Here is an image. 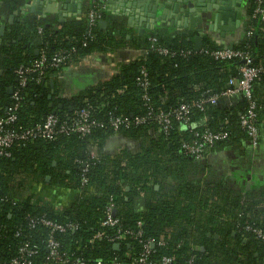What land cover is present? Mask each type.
<instances>
[{"label": "trees", "instance_id": "16d2710c", "mask_svg": "<svg viewBox=\"0 0 264 264\" xmlns=\"http://www.w3.org/2000/svg\"><path fill=\"white\" fill-rule=\"evenodd\" d=\"M1 1L14 13L30 0ZM258 1L246 0L245 34L232 50L249 55L250 66L258 70L252 101L259 145L264 134V24L255 14ZM91 11L99 17L93 26L88 21ZM100 21H107L106 3L86 0L80 19L19 20L0 45V118L18 104L16 119L6 129H32L52 116L59 130L77 120L81 110H87L89 120L98 125L85 136L70 131L53 140H19L8 149V157L0 156V264L20 259L25 244L37 254H24L23 264H51L46 243L50 237L70 264L75 260L132 264L130 253L144 255L145 246L147 260L153 263L171 257L175 264H264V240L247 230L264 233V183L240 188L211 162L214 154L224 151L250 160L249 136L240 125L250 101L238 95L231 107L209 103L196 107L225 91L239 76L242 62L214 59L211 53L225 47L209 37L196 51L188 40L194 33L149 31L126 39L120 25L102 29ZM123 47L140 55L107 80L76 95H60L56 77L65 67ZM42 55L47 65L44 75L28 73L26 85L20 86V68L29 69ZM56 55L65 58L57 68L50 66ZM138 79L148 81L147 89ZM182 104L192 106L186 124L175 117ZM159 115L169 117L167 129ZM117 118L126 123L115 131L110 122ZM139 118L145 122L135 123ZM205 132L228 136L205 145L203 159L186 156L183 144L200 143ZM113 137L138 147L110 154L105 147ZM62 193L67 199L57 205L56 196ZM110 207L118 224L102 227ZM41 220L64 231H52ZM99 232L105 237L92 241ZM124 233L126 238L117 242L116 250L111 239Z\"/></svg>", "mask_w": 264, "mask_h": 264}, {"label": "built area", "instance_id": "2783aa9c", "mask_svg": "<svg viewBox=\"0 0 264 264\" xmlns=\"http://www.w3.org/2000/svg\"><path fill=\"white\" fill-rule=\"evenodd\" d=\"M97 1V0H93ZM100 2L106 3V0H99ZM258 8L255 11L256 16L259 18V20L264 24V9L261 8V0L258 1ZM81 16V13L79 14ZM81 17L77 18L80 19ZM98 15L95 11H91L88 14V21L89 25L93 26L96 20L98 19ZM162 53H166L165 50L161 51ZM211 55L216 60H231V59H238L241 62H245L243 66L239 69V76L237 78H233L229 81L228 88L217 94L209 97L206 100H201L196 104L197 108H201L204 103H209L211 105H218L223 104L225 106L231 107L233 105L234 98L238 95H243L245 99L250 101L249 108L245 111V113L241 116L240 119V125L242 129H244L248 136H249V146L252 149H255L258 146V131L255 126L256 120H257V114L254 112V102L252 101V83L255 80L258 70L252 68L250 66L251 64V58L249 55L233 51L232 49L224 48L219 51L212 52ZM64 57L60 55H56L52 61L50 66L57 68L60 66L63 61ZM46 59L45 56L42 55L39 60L34 61L30 64L29 69H22L20 68L18 72V81L19 85L24 87L27 82V74L28 73H34L38 76H43L44 71L46 70ZM141 74L144 76V72L142 71ZM139 85L142 87L143 90L147 89L148 87V81L145 79H138ZM14 99L16 102L20 100L19 96L15 94ZM143 99L146 101L148 100L147 96L144 95ZM18 108V104L16 103L12 108L9 109L8 115L5 119L0 118V156L8 157V149L13 145L14 142L23 140V141H34L36 139H47V140H53L55 135L58 133H69L70 131H74L78 133L80 136H85L91 133L92 129L98 126L96 123L89 120V112L87 110H81L77 112V120L71 121L70 124L63 125L59 130H56V123L57 120L55 117H48L47 120L40 124L36 125L32 129L27 130H21L19 132L11 131L6 129L5 127L14 123L16 116H15V110ZM192 108L191 105L182 104L180 108L175 113V117L177 120L182 121L184 124L187 123L188 118L187 115L190 112V109ZM150 115V113H149ZM158 119L162 123L164 129H167L170 120L167 115H159ZM145 122V118H139L136 119L135 123L137 124H143ZM122 123H126V121L122 119H114L110 122L111 128L113 130H117L119 125ZM185 127V126H184ZM226 132L221 133H211V132H205L201 136V142L194 141L192 143H184L183 149L186 156L192 157L196 160L203 159V150L205 145H213L214 143L218 141H223L227 138ZM83 183H86V180H83ZM60 205V204H59ZM113 208L110 207L106 213V217L102 223V227H109L113 228L116 227L118 224V221L113 218L112 216ZM42 224L51 227L52 231H59L63 232L64 228L58 225H54L50 222H47L45 220L40 221ZM32 225L35 224V222H31ZM248 231L254 233L258 238L264 240V233L260 230L253 229V228H247ZM105 235L103 232L96 233L92 239V241L97 239L104 238ZM126 238V233L119 234L111 239L112 242L123 241ZM47 247L49 251V258L48 260L51 262V264H70L68 259L64 255H60L58 252V249L60 247L59 243L56 242L51 237L47 240ZM28 244L23 245L19 252L21 255V258L18 260H13L9 264H23V255L27 254L28 257H33L37 254L36 251L30 250L28 248ZM146 252L144 255H141L139 257H134L133 254L130 253L128 256L132 260V264H175L173 258L171 257H163L160 259L159 263H153L149 262L147 260V254H148V246H145ZM30 264V263H29ZM74 264H102L100 261H94V262H80L78 260H75ZM117 264V263H112ZM188 264H196V263H188Z\"/></svg>", "mask_w": 264, "mask_h": 264}, {"label": "crops", "instance_id": "0c3cea01", "mask_svg": "<svg viewBox=\"0 0 264 264\" xmlns=\"http://www.w3.org/2000/svg\"><path fill=\"white\" fill-rule=\"evenodd\" d=\"M45 1L50 2V0ZM110 1L112 4H109L108 0H106L107 21H104L106 23V27L110 26L111 24L120 25L127 33L126 39H132L141 36L138 33L137 24L135 22H131V24H129V17L123 13V9L120 6L121 0ZM32 2L33 1L30 0L27 4L20 7L18 12L11 13L9 8L0 0V27L5 26L4 37L10 30V17H14L13 24L16 21L18 22L19 20L30 21L33 20V18H46L49 20L57 19L58 21L61 18L70 19L73 17L77 19L81 16L69 12L68 8H71L75 5H80L79 10L82 13L84 2H86V0H56L55 3H48L47 5L44 4L42 7V13L44 17L36 16L31 12H25L26 8H29ZM242 7L243 16L239 30H235L234 32H225L224 36H221L219 32L213 31L208 33L205 29L203 32V39L205 37H209L212 41L224 47H229L230 44H232L233 47L236 46L240 42V40L243 39L245 34V24L247 19L246 0L243 1ZM65 14H67L68 16L66 18H63V15ZM160 24L162 25L161 27H156L153 30L146 29L144 35H147L149 31H159L160 33H167L170 35L175 34L179 31L177 28H175V26L166 27L169 25L168 22ZM4 37H0V39H2L3 41ZM139 55L140 51H136L127 47H123L116 53L112 54L92 55L81 62L74 63L69 65L68 67H65L56 77L55 86L57 87V89H59V93L62 96L79 94L83 90L107 80L110 76L117 73L119 66L124 63L133 61ZM1 74L2 67L0 58V75ZM236 97L234 98V100L236 99ZM130 144V141L123 139L122 137H113L106 145L105 151L107 150L110 154L115 155L122 148L129 147L131 150L137 149V144ZM260 144L261 146L259 153L256 156V160L252 164L248 165L244 158L240 159L238 156H236V154L232 153V151H224L222 153L213 155L211 162L214 166V169H216L222 175L231 178L232 181L236 183L240 188L244 186L250 187L254 184H257L258 182L264 183V134L262 136V142ZM257 178H260L261 181ZM66 199V195L62 193L56 196L55 202L57 205H59ZM138 208H141L140 202H138Z\"/></svg>", "mask_w": 264, "mask_h": 264}, {"label": "water", "instance_id": "95a60500", "mask_svg": "<svg viewBox=\"0 0 264 264\" xmlns=\"http://www.w3.org/2000/svg\"><path fill=\"white\" fill-rule=\"evenodd\" d=\"M29 8L25 12H31L36 16L44 17L42 7L44 4L55 3L56 0H32ZM244 0H121V8L123 13L129 17V24L135 22L137 24L139 35H143L146 29L153 30L156 27H161L160 23L168 22L166 27H174L179 31L186 30L193 33L197 30L192 38L194 48L196 51L202 49L203 32H219L224 36L225 32H234L239 30L242 20V3ZM69 2V1H68ZM109 4H112L108 0ZM38 5V6H37ZM80 5L72 6L69 12L73 14H80ZM68 15H63L66 18ZM70 16V15H69ZM65 19H60L63 22ZM210 26L206 27L205 22ZM14 17H10L9 23L12 25ZM100 27L104 29L106 23L100 21ZM5 34V26L0 27V37L3 38ZM191 40V39H188ZM2 39H0L1 45ZM233 46L230 44L229 47ZM245 62L243 61L242 64ZM53 88V84H51ZM8 93H12V88L8 89ZM48 181V179H47ZM115 215V211L113 212ZM116 250L119 245L114 246Z\"/></svg>", "mask_w": 264, "mask_h": 264}, {"label": "flooded vegetation", "instance_id": "af4514ba", "mask_svg": "<svg viewBox=\"0 0 264 264\" xmlns=\"http://www.w3.org/2000/svg\"><path fill=\"white\" fill-rule=\"evenodd\" d=\"M204 22H205V26H206V27L210 26V24H209L208 22H206V21H204ZM183 31H186V30H183ZM187 32H188V31H187ZM196 32H197V30H194L193 33L196 34ZM260 146H261V144L258 145L255 149H252V148H250L249 144H247L248 154H249V156H250V160L247 159V161H246L248 165L252 164V163L256 160V156H257L258 153H259ZM232 153H233V152H232ZM234 154H235V153H234ZM236 156H237V155H236ZM239 158H240V157H239ZM255 165H256V163H255ZM257 165H258V164H257ZM257 179L261 181L260 178H257Z\"/></svg>", "mask_w": 264, "mask_h": 264}, {"label": "rangeland", "instance_id": "374dc122", "mask_svg": "<svg viewBox=\"0 0 264 264\" xmlns=\"http://www.w3.org/2000/svg\"><path fill=\"white\" fill-rule=\"evenodd\" d=\"M49 195V194H48Z\"/></svg>", "mask_w": 264, "mask_h": 264}]
</instances>
